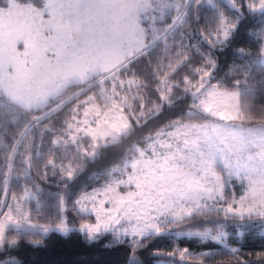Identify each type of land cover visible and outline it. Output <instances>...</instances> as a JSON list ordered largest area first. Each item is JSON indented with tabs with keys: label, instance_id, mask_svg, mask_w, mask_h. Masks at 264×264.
<instances>
[{
	"label": "snow or ice",
	"instance_id": "snow-or-ice-1",
	"mask_svg": "<svg viewBox=\"0 0 264 264\" xmlns=\"http://www.w3.org/2000/svg\"><path fill=\"white\" fill-rule=\"evenodd\" d=\"M193 24L207 51L188 42ZM242 35L253 47L236 46L230 80L212 83L216 50ZM193 52L201 58L195 67ZM189 68L191 75L177 80ZM147 76L155 101L145 95ZM258 99H264V0H0V253L18 249L23 237L39 246L50 232L79 231L90 241L106 233L121 244L131 237L133 250L157 237L216 246L199 254L178 246L152 253L172 257L169 264H205L221 254L238 259L234 237L243 240L256 228L264 236ZM70 100L79 102L53 123ZM177 102L187 104L183 115L135 139ZM123 144L126 152L104 170V184L75 200L95 222L79 229L60 215L48 225L32 222L30 203L41 208L33 169L41 178L59 176L67 189L84 164L97 162L100 149ZM13 180L19 196L10 193ZM56 199L63 210L65 195ZM130 264L141 262L133 256Z\"/></svg>",
	"mask_w": 264,
	"mask_h": 264
},
{
	"label": "trees",
	"instance_id": "trees-1",
	"mask_svg": "<svg viewBox=\"0 0 264 264\" xmlns=\"http://www.w3.org/2000/svg\"><path fill=\"white\" fill-rule=\"evenodd\" d=\"M204 19H201L200 27L204 25ZM193 34V39L188 41L190 44L196 45L202 52L208 50V45L204 43L198 34L197 26L193 24L190 30ZM252 48L253 44L246 35L237 38L236 45L223 52L216 50L215 58L218 61L219 68L214 72L215 79L211 82L230 80L229 69L232 67L233 62L236 60L234 55L235 47ZM193 67L198 66V56L193 52ZM191 75V69H184L177 76L179 80L183 75ZM145 75H147L145 73ZM147 81L150 85L149 89L145 90V95L153 101L157 99L155 92V82L150 76H147ZM181 95V93H177ZM83 98V97H81ZM77 100L75 103H78ZM258 104L264 103V99H258ZM71 100L68 101L66 107L58 114H53V123H58L66 118L67 113L75 106ZM187 104L184 102H177L173 107H166L163 112L154 120L149 121L142 129L137 131L136 140H139L143 135L154 131L155 129L162 128L171 120L179 118L186 111ZM48 140L40 146L41 151H46L48 148ZM87 146V145H85ZM75 146L69 148V154L72 153ZM128 144L108 146L100 149L101 156L96 163H86L80 170L77 178L70 182L67 189L61 187V180L59 176H52L49 174L47 178H41L36 174L37 170L33 169V176L35 183L40 186L39 200L41 208L36 210V202L30 203L31 216H34L35 221L50 223L56 219L57 215L62 216L66 211L57 207V194L65 195V204L68 206L67 214L73 216L77 222L83 219L77 209L75 208V200L86 191H91L104 184L105 180L103 172L109 166L117 164L122 156L125 154ZM2 163V162H0ZM17 173L21 174V182L23 181L22 169H16ZM29 188L32 187V181H28ZM10 193L17 196L21 194L20 183L13 180L10 184ZM70 194V195H69ZM32 208V209H31ZM180 230V229H177ZM259 228L254 229L251 233H246V238L237 240L233 238L230 245L240 248V255L238 259H232L226 255H216L213 259L206 261L205 264H240V261L246 264H264V260L258 255L264 253V236L260 235ZM34 237H23L18 249L12 252L0 253V260H4L5 264H130L131 258L135 257L141 264H159L162 260H173L168 256H155L152 253L159 249L163 252L171 251L173 247L189 248L190 252L199 254L202 251H216V246H206L199 243L196 239H188L186 237L176 238H160L148 242L142 249L133 250L129 238H125L124 243H116L115 237L111 233H106L98 240L90 241L83 233L79 231H71L68 235H63L58 232H50L48 235L40 240L39 246H34L29 243V240ZM38 239V238H36ZM15 257V261H8L6 257ZM193 262V261H189ZM199 264V261H194Z\"/></svg>",
	"mask_w": 264,
	"mask_h": 264
},
{
	"label": "rangeland",
	"instance_id": "rangeland-1",
	"mask_svg": "<svg viewBox=\"0 0 264 264\" xmlns=\"http://www.w3.org/2000/svg\"><path fill=\"white\" fill-rule=\"evenodd\" d=\"M0 162H2V161H0ZM103 185V184H102ZM101 185V186H102ZM100 186V187H101ZM100 187H97V188H100ZM231 188H233L234 190H235V193H236V195H239L240 194V185H239V183L238 182H233L232 184H231ZM228 188H226V194H227V192H228ZM93 190H91V191H86V192H88V193H91ZM83 193H85V192H83ZM3 197L2 196H0V202H3ZM98 199H99V197H98ZM8 203H11V201H10V199L7 201ZM65 208H66V211H64V213H62V216L67 220V222H68V224H69V227H71V228H73V229H79L80 228V226H81V224H83V223H92V222H95V215L94 214H91L90 212H88V213H84V212H80L79 211V206H75V208L77 209V211L79 212V215L83 218V219H81V220H78V222H77V220L73 217V216H71V215H69V213L67 214V209H68V206L65 204V206H64ZM88 207H89V209L91 208V204H89L88 205ZM29 208H30V206H29ZM32 209V208H31ZM31 215H32V212H31ZM34 216H31V220H32V222L33 223H36V224H39V225H48V224H51L52 222H50V223H44V222H39V221H35L34 220V218H33ZM261 230V229H260ZM127 238H129V240H131V237H127ZM231 246V245H230ZM232 247H234V246H232ZM135 256V255H134ZM159 264H169V261L168 260H162V261H160L159 262ZM188 264H195L194 263V261L193 262H188Z\"/></svg>",
	"mask_w": 264,
	"mask_h": 264
}]
</instances>
